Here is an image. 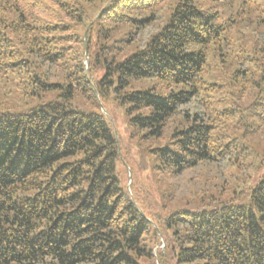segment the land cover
<instances>
[{
	"label": "trees",
	"instance_id": "obj_1",
	"mask_svg": "<svg viewBox=\"0 0 264 264\" xmlns=\"http://www.w3.org/2000/svg\"><path fill=\"white\" fill-rule=\"evenodd\" d=\"M107 102L170 179L159 223ZM262 143L264 0H0V264H264Z\"/></svg>",
	"mask_w": 264,
	"mask_h": 264
},
{
	"label": "rangeland",
	"instance_id": "obj_2",
	"mask_svg": "<svg viewBox=\"0 0 264 264\" xmlns=\"http://www.w3.org/2000/svg\"><path fill=\"white\" fill-rule=\"evenodd\" d=\"M101 109L107 115L118 139L120 160L117 162V167L122 182L126 183L132 195L139 198L145 213L149 215L153 212L154 221L159 223L160 216L166 214V209L160 205L167 200L166 195L161 192L170 191V179L154 173L152 156L142 149L135 138L131 137V127L128 124L125 106L107 102L101 105ZM195 186L197 190L210 187L202 185L201 182ZM192 190V186H185L178 196L187 199L192 196Z\"/></svg>",
	"mask_w": 264,
	"mask_h": 264
}]
</instances>
